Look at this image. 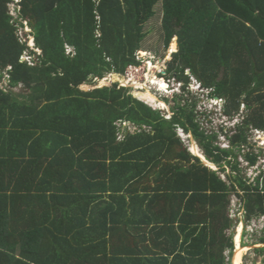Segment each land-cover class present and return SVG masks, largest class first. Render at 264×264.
<instances>
[{
    "label": "trees",
    "instance_id": "obj_1",
    "mask_svg": "<svg viewBox=\"0 0 264 264\" xmlns=\"http://www.w3.org/2000/svg\"><path fill=\"white\" fill-rule=\"evenodd\" d=\"M13 2L0 0V83L11 68L0 86V264H227L231 194L245 221L264 215V173L249 183L235 154L264 132V0H19L16 20ZM159 2L164 45H177L165 73L187 85L189 71L223 116L240 115L233 128H202L186 92L165 118L128 88L97 87L139 66ZM22 21L39 54L21 41ZM117 123L136 130L118 139ZM254 252L264 264V248Z\"/></svg>",
    "mask_w": 264,
    "mask_h": 264
},
{
    "label": "rangeland",
    "instance_id": "obj_2",
    "mask_svg": "<svg viewBox=\"0 0 264 264\" xmlns=\"http://www.w3.org/2000/svg\"><path fill=\"white\" fill-rule=\"evenodd\" d=\"M154 11L155 15L145 25L144 31L147 35L141 43L140 51L137 52L139 56L137 58L135 57L136 61L139 62V66H137L136 68H131V74L129 75V77L119 76L116 74H108L97 83V87L117 83L119 84V86L128 88L130 90V94H132L138 100H141L152 108L161 111L165 118H170L172 115L171 110L180 100L183 85L185 84L183 82L178 84L179 82L177 80H174L171 76L165 73L168 67V62L172 55V53L170 52L171 47L174 44L176 47L174 51H176L177 45L175 41H172L168 48L165 47L164 34L161 27L162 10L160 2L155 6ZM22 31L25 32V29ZM22 31L20 30L18 32V35ZM148 60H150L151 62L147 63L146 61ZM185 74L189 76V83L185 88L191 90L187 95L190 101H192L193 98L197 102L196 111L200 116L199 120L201 122L200 125L202 126V128L208 130L209 128H213L216 132L222 126H227V128H229L231 124L235 122H241L242 118L240 117V115H236L234 117V119L236 118V121H234V119L228 120L227 117L222 116L219 106L214 102L215 99L210 97L211 90L204 89L202 86H200L199 82L195 78L190 77V73H187V71ZM160 76H162L163 78L160 79ZM162 80L166 83L162 82ZM2 81L3 82L0 83V85H6V81ZM151 82L157 83L162 88H166V92L158 91L155 86L150 85ZM189 85H191L190 88ZM91 87V85H85L82 87V89L88 90ZM148 90L151 92V94L156 96V102H149L140 95L145 94ZM15 91L19 93L20 88L15 89ZM223 104L224 103L222 102L221 105L223 106ZM201 113L206 114L202 116L200 115ZM240 114H245V107L243 105L240 106ZM117 127L119 128L118 137L120 139H122L124 130L130 133H134V131L136 130L133 125L128 123H117ZM177 133L178 136L181 137L185 145L189 147V150L190 146L195 143V146L198 149L199 153L203 155L198 142L192 137V135H186L180 129L177 131ZM249 133L251 134L250 145L243 147L242 151L240 152L235 150V154H238L237 162L238 169L240 170L241 175L243 174L244 178L246 180H251L250 182H248L252 183L254 181V176L256 174H259L258 171H262V173H264V141L259 140L260 137L254 131ZM218 144L221 147L225 148L228 146L226 138L221 135V133L218 137ZM247 154H251L257 157L254 165H251L250 162L246 159ZM213 170L218 171V168L215 167V169ZM220 176L223 177L225 181L227 180L225 174L222 173L220 174ZM231 197L234 200L240 199H238L237 195H235L234 193L231 194L230 198ZM246 225H248V223ZM245 227V224H243L242 238L241 242L239 243L240 247H242L243 250L241 254L240 264H261L263 256L255 253L254 249L264 248V243L259 244L260 239L264 236V220H258V222L254 224L251 232L249 233H246ZM237 228L238 227L236 225H232L231 229L228 231V235H231V233L233 235L234 244H236L235 236H237L238 234L236 231ZM239 230L241 231L240 228ZM249 234H251V236ZM233 255L231 258H229L228 256L227 264L234 263Z\"/></svg>",
    "mask_w": 264,
    "mask_h": 264
},
{
    "label": "built area",
    "instance_id": "obj_3",
    "mask_svg": "<svg viewBox=\"0 0 264 264\" xmlns=\"http://www.w3.org/2000/svg\"><path fill=\"white\" fill-rule=\"evenodd\" d=\"M18 2H19V0H14V2L11 4V5H9V14H10V16L14 19V20H16L17 18H18V11H19V7H18ZM19 21H21V20H19ZM22 23H23V29L22 30H24L25 29V32L24 31H22L20 34H19V37H20V39H21V41L22 42H25V44L27 45V47L29 48V50L30 51H33L34 53H35V55L36 54H39L40 52L37 50V49H35L34 48V42H33V39H32V37L31 36H29V35H27V36H25V33H27V34H30L31 33V29L29 28V26H28V22H26V21H22ZM99 35L97 34V37H98ZM29 51H25L22 55H21V57H20V62H25V63H27L28 65H33L34 64V62H35V56L34 55H30L29 53H28ZM66 55H74V52H73V50L71 49V48H69V47H67L66 46ZM139 56V54L138 53H136L135 54V57L137 58ZM147 63H150L151 61L150 60H148V61H146ZM132 68V67H131ZM11 70V68L10 67H8V68H6L5 69V72H3V79L2 80H5L6 81V85H0V86H3V87H5V86H7V84H8V79H9V77H8V73H7V71H10ZM163 77L162 76H160V79H162ZM95 80H97V79H95ZM3 81H1V83H2ZM178 84H180V83H178ZM199 85H200V83H199ZM201 86V85H200ZM200 86H199V88H200ZM180 87V86H179ZM191 87V85H189V88ZM169 89V88H168ZM187 91H191V90H188V89H186V92ZM215 103H216V105H218L219 106V108H220V110H221V114L223 113V106L221 105V103L223 102L224 103V101L223 100H221V99H219V98H217V99H215V101H214ZM206 113H201L200 115H202V116H204ZM222 116H223V114H222ZM234 119V118H233ZM229 120V119H228ZM234 121H236V118L234 119ZM260 138H259V140H261V141H264V132H262V131H258V130H253ZM252 131V132H253ZM120 139V138H119ZM248 162V161H247ZM257 175V174H256ZM255 175V176H256ZM221 177V176H220ZM222 179H223V177H221ZM224 180V179H223ZM225 181V180H224ZM249 182L251 181V180H248ZM254 182V181H253ZM252 182V183H253ZM239 199V198H238ZM228 217L230 218V220L233 222V225L235 226H237L238 228L236 229V231H237V235H239V243L241 242V238H242V230H243V224H245V231H246V233H249V232H251V230H252V227L254 226V224H256L257 222H258V220H264V215H262V216H259V217H254V218H251L250 219V221H245L246 220V211H245V209H244V205L242 204V202H241V200L239 199V200H234V199H232V197L230 198V204H229V210H228ZM243 222V223H242ZM248 223V225H246ZM239 228L241 229V231L239 230ZM239 230V231H238ZM231 235H232V233H231ZM250 236H251V234H249ZM233 237V236H232ZM235 238H236V236H235ZM234 240V239H233ZM226 256H227V259H228V254L226 253ZM226 259V260H227Z\"/></svg>",
    "mask_w": 264,
    "mask_h": 264
},
{
    "label": "bare ground",
    "instance_id": "obj_4",
    "mask_svg": "<svg viewBox=\"0 0 264 264\" xmlns=\"http://www.w3.org/2000/svg\"><path fill=\"white\" fill-rule=\"evenodd\" d=\"M162 82H165V81L162 80ZM165 83H166V82H165ZM146 94L152 96V98H153L155 101L157 100V98L154 97L149 91H147ZM190 152H191L193 155L197 156L202 162H204L205 164H207L209 167L215 169V165L209 163V162L205 159V157L199 153L198 149H197L196 146H195V143L192 144V145L190 146ZM235 242H236V248H235V251H236V252H234L235 254L233 255V256H234V258H233L234 263H233V264H240V262H241V254H242V251H243V250H242V247H240V245H239V235L236 236V238H235Z\"/></svg>",
    "mask_w": 264,
    "mask_h": 264
},
{
    "label": "clouds",
    "instance_id": "obj_5",
    "mask_svg": "<svg viewBox=\"0 0 264 264\" xmlns=\"http://www.w3.org/2000/svg\"><path fill=\"white\" fill-rule=\"evenodd\" d=\"M27 35H29V36H31L30 34H25V36H27ZM32 37V36H31ZM33 39V38H32ZM68 47V46H67ZM35 48V47H34ZM70 48V47H69ZM72 49V48H71ZM73 50V49H72ZM39 51V50H38ZM65 53H66V46H65ZM70 56H72V55H70ZM189 72V71H188ZM102 80V79H101ZM101 80H95V81H101ZM175 80V79H174ZM179 83H182V82H180V81H178ZM186 85H183V89H182V87H181V89H182V93L183 92H186ZM186 93H190V91H187ZM215 99V98H214ZM232 120V119H231ZM237 123H239V122H235V123H233V124H231V126L229 127V128H233ZM227 127V126H226ZM181 138V137H180ZM228 147V146H227ZM226 147V148H227ZM190 151V150H189ZM192 154V153H191ZM216 167V166H215ZM211 168V167H210ZM212 170H213V168H211ZM259 172V174H257L256 176H254V180L256 179V177L258 176V175H260L261 173H262V171H258ZM233 238V237H232ZM233 243H234V240H233ZM235 248H236V244H234V249H233V251H232V253H230L229 251H226L225 253H227L228 254V256H229V258H231L232 257V255L234 254V252H235ZM229 254H231V256L229 255ZM225 258L227 259V256H226V254H225ZM227 261V260H226Z\"/></svg>",
    "mask_w": 264,
    "mask_h": 264
},
{
    "label": "water",
    "instance_id": "obj_6",
    "mask_svg": "<svg viewBox=\"0 0 264 264\" xmlns=\"http://www.w3.org/2000/svg\"><path fill=\"white\" fill-rule=\"evenodd\" d=\"M187 73H189L188 71H187ZM215 99H217V97H215ZM204 163V162H203ZM205 164V163H204ZM207 165V164H206Z\"/></svg>",
    "mask_w": 264,
    "mask_h": 264
},
{
    "label": "crops",
    "instance_id": "obj_7",
    "mask_svg": "<svg viewBox=\"0 0 264 264\" xmlns=\"http://www.w3.org/2000/svg\"><path fill=\"white\" fill-rule=\"evenodd\" d=\"M173 53V52H172Z\"/></svg>",
    "mask_w": 264,
    "mask_h": 264
}]
</instances>
